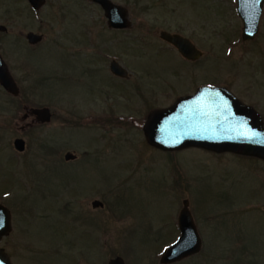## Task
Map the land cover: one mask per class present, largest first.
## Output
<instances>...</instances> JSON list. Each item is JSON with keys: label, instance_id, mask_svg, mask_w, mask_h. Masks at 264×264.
<instances>
[{"label": "rangeland", "instance_id": "rangeland-1", "mask_svg": "<svg viewBox=\"0 0 264 264\" xmlns=\"http://www.w3.org/2000/svg\"><path fill=\"white\" fill-rule=\"evenodd\" d=\"M113 1L127 8V32L111 34L91 0H46L37 11L28 0H0V52L20 88L13 96L0 86V202L17 220L8 251L16 264L117 256L163 264L188 199L202 249L170 264H264L256 161L200 147L163 151L137 127L102 120L112 108L130 123L143 119V104L169 106L204 82L225 84L264 116V9L257 35L243 39L237 0ZM162 30L189 37L203 55L188 61ZM30 31L42 40L30 44ZM111 59L126 80L109 71ZM26 106L49 107L52 120L35 124ZM90 112L96 118L82 126ZM67 152L78 159L67 162ZM96 199L104 205L94 208Z\"/></svg>", "mask_w": 264, "mask_h": 264}, {"label": "water", "instance_id": "water-1", "mask_svg": "<svg viewBox=\"0 0 264 264\" xmlns=\"http://www.w3.org/2000/svg\"><path fill=\"white\" fill-rule=\"evenodd\" d=\"M38 10L46 0H29ZM101 4L111 27H127L131 24L128 11L112 0H91ZM238 13L243 20V39H253L260 27L264 0H237ZM31 44L42 40V35L29 32ZM161 38L174 45L189 60H196L202 51L187 37L166 30ZM112 71L124 75L120 64L115 61ZM0 83L11 94L19 95L20 88L8 64L0 54ZM27 115H34L35 123H47L52 119L49 107L26 106ZM150 144L163 150H180L186 147H201L216 152L232 151L264 159V121L262 115L251 105L241 101L227 87L203 86L191 95L178 98L167 108L154 110L144 125ZM15 148L24 151L26 141L16 138ZM70 153L66 158H70ZM95 200V208L103 206ZM10 209L0 203V239L10 230ZM181 235L164 250L161 263L170 264L198 253L202 249V238L189 208V200L179 214ZM0 264H13L7 252L0 248ZM108 264H126L121 256L112 258Z\"/></svg>", "mask_w": 264, "mask_h": 264}, {"label": "flooded vegetation", "instance_id": "flooded-vegetation-1", "mask_svg": "<svg viewBox=\"0 0 264 264\" xmlns=\"http://www.w3.org/2000/svg\"><path fill=\"white\" fill-rule=\"evenodd\" d=\"M93 3H95V4H97V5H99L100 7H101V9L103 10V12H104V14H105V11H104V9L102 8V6L99 4V3H96V2H93ZM117 3V2H116ZM120 4V3H119ZM31 5V4H30ZM122 5V4H121ZM124 6V5H123ZM32 7V6H31ZM125 7V6H124ZM125 9L127 10V8L125 7ZM104 19V22L107 24V30L111 33V34H119V33H124V32H127L129 29H130V26H131V24L129 25V26H127V27H119V28H115V27H111L110 25H109V19L105 16V18H103ZM162 31H164V30H162ZM161 31V32H162ZM166 31H168V30H166ZM31 32V31H30ZM169 32H171V31H169ZM29 33V32H28ZM28 33H27V35H28ZM172 33H178V32H172ZM27 35H26V37H27ZM185 37H187V36H185ZM189 38V37H188ZM167 42V41H166ZM167 43H169V42H167ZM169 44H171V43H169ZM172 45V44H171ZM173 46V45H172ZM174 47V46H173ZM175 48V47H174ZM92 53H94L95 55H96V51H91ZM199 59V58H198ZM115 61H117L116 59H111V61H110V63H109V71L112 73V75H114V76H116L117 78H120V79H124V80H126L128 77H129V74H128V70L126 69V67L124 66V65H122L119 61V63H120V67L123 69V71H124V75H118V74H115L113 71H112V64H113V62H115ZM188 61H196V60H188ZM206 85H218V86H226L225 84H216V83H206V82H204V83H201V84H198L197 86H195L193 89H192V92H191V94H193L199 87H202V86H206ZM1 86V85H0ZM226 87H228V86H226ZM229 88V87H228ZM230 89V88H229ZM231 90V89H230ZM232 91V90H231ZM233 92V91H232ZM234 93V92H233ZM11 94V93H10ZM237 97H238V95L236 94V93H234ZM11 95H13V94H11ZM14 96V95H13ZM239 99H241V101L242 102H244L245 104H248V105H252L253 107H255V109L256 110H258L259 111V109L255 106V105H253V104H250V103H247V102H245L241 97H238ZM176 100V99H175ZM174 100V101H175ZM172 105V104H171ZM107 106L111 109L112 107H113V104H108L107 103ZM143 110L142 111H144V115H142L141 117L143 118V119H137V118H135L134 120H133V122H129V120H130V118L129 117H126V115H123V114H117V113H115L114 111H113V108L110 110V111H108L107 112V114L102 118V120H104L105 122H114V120H118L119 122L120 121H122V122H125V124H129V125H132L133 127H137L138 129H139V132L140 133H142V135H143V138H144V140L145 141H147V143H149L148 142V140H147V137H146V134H145V130H144V125H145V123H146V121H147V119H148V117H149V115L154 111V110H157V109H162V108H166V107H169V106H158V105H154V106H152V104H149V103H145V104H143ZM260 112V111H259ZM261 113V112H260ZM262 114V113H261ZM30 117H32V120H33V122L35 121V116L34 115H29ZM96 114L94 113V112H90L86 117H83L82 119H81V122H82V126H84V125H91V123H92V121H91V119L92 120H94L96 117ZM99 115H97V117H98ZM263 116V115H262ZM141 117H139V118H141ZM263 119H264V116H263ZM103 122V121H102ZM35 123V122H34ZM47 123H49V122H47ZM35 124H44V123H35ZM150 144V143H149ZM151 146H153V147H155V148H158V147H156V146H154V145H152V144H150ZM158 149H160V148H158ZM184 149H186V148H184ZM161 150V149H160ZM181 150H183V149H181ZM175 151H179V150H175ZM175 151H167V152H175ZM68 153H70V158L69 159H67L66 158V155L68 154ZM222 153H225V154H227V153H231V154H233L237 159H239L240 157H242V156H244L245 158H249V159H252V160H254V161H256L258 164H259V166L260 167H262L263 168V170H264V159H262V158H260V157H256V156H250V155H244V154H239V153H234V152H222ZM65 159L67 160V162H70V161H76L77 159H78V156L77 155H75V154H73V153H71V152H67L66 154H65ZM256 167H257V165H256ZM261 188H264V179H263V182H262V184H261V186H260ZM97 200V199H96ZM95 201V200H94ZM93 201V202H94ZM92 206H93V203H92ZM94 207V206H93ZM262 209H263V212H264V205H262ZM95 208V207H94ZM192 212V211H191ZM180 213V212H179ZM16 213L15 212H13L12 210H10V223H11V225H10V230H9V232L8 233H6V234H4L2 237H1V239H0V248H2V249H4L7 253H8V255H9V257H10V259H11V261L14 263V264H16V262L14 261V257H13V255H12V253L10 252V251H8V249H9V246H7V243L9 242V241H6V239H8L9 238V236L10 235H12V233H13V231H14V229H15V226H16V224H17V220H16ZM178 217H179V215H178ZM177 222H178V220H177ZM7 242V243H6ZM38 241H37V245H38ZM22 244H27V245H24L23 247L25 248V247H30L31 249L32 248H40V245H38V247L36 246V243L35 242H31V241H29V242H22ZM15 246H17V247H22L21 246V242H18V241H16L15 242V244H14ZM13 245V246H14ZM44 245H46V244H44Z\"/></svg>", "mask_w": 264, "mask_h": 264}]
</instances>
